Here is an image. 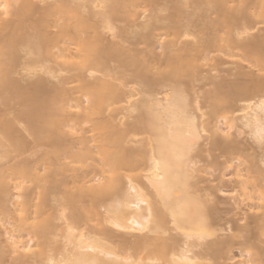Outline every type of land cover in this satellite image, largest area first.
I'll return each instance as SVG.
<instances>
[{
  "label": "bare ground",
  "instance_id": "6f19581e",
  "mask_svg": "<svg viewBox=\"0 0 264 264\" xmlns=\"http://www.w3.org/2000/svg\"><path fill=\"white\" fill-rule=\"evenodd\" d=\"M45 1L0 0V264H264V0Z\"/></svg>",
  "mask_w": 264,
  "mask_h": 264
},
{
  "label": "rangeland",
  "instance_id": "374dc122",
  "mask_svg": "<svg viewBox=\"0 0 264 264\" xmlns=\"http://www.w3.org/2000/svg\"><path fill=\"white\" fill-rule=\"evenodd\" d=\"M52 0H48V1H45V2H38V4L39 5H42V6H45V5H47V3L48 2H51ZM37 15V14H36ZM50 30H53L52 28H50ZM104 33H105V35H104V37H106L107 36V39H109L110 37H109V34L106 32V31H104ZM103 33V34H104ZM107 34V35H106ZM114 40V39H113ZM156 47H157V50L159 49V45L158 44H156ZM227 59V58H226ZM230 61V62H229ZM231 61H232V59H230V58H228L227 60H226V63H227V65H228V67L227 66H225V68L227 67V68H232L231 67V65L233 66V64L231 63ZM241 63H242V65L244 66V70L246 71V72H248L249 74H253L254 73V75H262L263 74V76H264V73L263 72H261L259 69H258V67H256V65L254 64V63H251V62H249V63H247L248 61H246V60H242L241 59ZM246 62V63H245ZM226 63L224 64V65H226ZM223 65V66H224ZM247 65V66H246ZM234 67V66H233ZM258 69V70H257ZM260 71V72H259ZM253 72V73H252ZM256 73V74H255ZM221 75H223V76H225L226 74L225 73H222ZM72 84H70L69 86H71ZM74 85V84H73ZM68 86V85H67ZM85 103V102H84ZM54 118L56 119V120H58L59 122L62 120L64 123H65V121L69 118L68 117V115H66L65 113L64 114H62V112L60 113V112H56L55 113V116H54ZM64 119V120H63ZM77 120H73V122H76ZM62 122V123H63ZM72 122V121H71ZM87 125L88 124H84L83 126L85 127H87ZM85 127V128H86ZM218 127L221 129V130H223V131H225L226 129H227V123L224 121V120H220L219 122H218ZM241 134V133H240ZM236 136H237V138L238 139H240L241 141H242V143H244L245 145H249V143H250V140H249V138L247 137V135L245 134V133H243V134H241V136H239V134H236ZM263 145L264 144H262V145H257V144H251L250 146H252L254 149H255V155L256 156H259V155H263V157H264V149H262L263 148ZM258 147H261V149H258ZM250 151H253V150H250ZM255 156V158H257ZM257 160H258V162H259V165H261L262 163H260V161H259V159L257 158ZM202 166H205V167H200V169H201V171L200 170H198V166H197V170L199 171H197L196 173L197 174H199V175H197L199 178H200V175H201V180L204 178V182H203V184L204 185H207L206 183H211V180L213 179V177L216 175V173H218V172H212L211 170H206V168L208 169V167H206V165H203V164H201ZM236 165V162H235V164H234V166ZM262 166V165H261ZM264 166V165H263ZM262 166V169L264 170V167ZM244 168H245V164H241V165H239L238 167H236V169H238V170H242V171H244ZM206 170V171H204V170ZM221 173L222 174H225L224 175V178H225V182L223 183V185H221L222 183H220L219 184V186L220 187H223V189L225 190V188H227V189H229V188H231V186H232V183H233V181H231V179H233L234 178V176H232V172H231V169H229V168H225V169H222L221 170ZM245 173V172H244ZM203 176V177H202ZM202 184V185H203ZM230 185V186H229ZM227 200V199H226ZM233 203V201H231V200H227V201H222V203H220V206L221 207H225V208H230L231 206H230V204H232ZM236 211V210H235ZM234 212V210L233 211H223L222 213H221V215L224 217V218H229V216L231 217H235L236 216V218L238 219L237 220V222L239 221L241 224H243V222H244V218H243V216H242V214H240V213H238V214H235V215H233L232 213ZM233 217V218H234ZM236 218H234V219H236ZM2 222H4V224L2 223L1 224V226H6V228L8 229V230H14L16 227L14 226V225H12L13 223H14V221H13V219L12 218H3L2 219ZM239 223V224H240ZM1 226H0V231H2V228H1ZM18 231L19 230H15V232H13L14 234L15 233H18ZM20 232H22L23 234H26L25 232H26V227L23 225V227H21L20 228ZM1 237V236H0ZM4 237V238H3ZM3 237H2V239H1V241H3L5 238H6V236L5 235H3ZM25 237V238H24ZM26 237L28 238V235H24L23 236V239H26ZM7 253V252H6ZM6 253H4V261H6L5 262V264L7 263V261H9V257H8V253H7V255H6V257H5V254ZM8 260H7V259ZM11 258V257H10ZM10 262H12V258H11V260L8 262V263H10ZM227 262H229V261H227ZM232 262V263H231ZM231 262H229V263H231V264H242L241 262H239V261H237L238 263H235V261H231Z\"/></svg>",
  "mask_w": 264,
  "mask_h": 264
}]
</instances>
